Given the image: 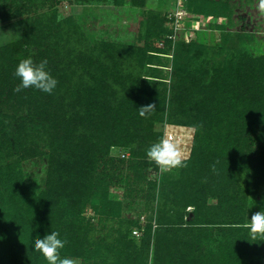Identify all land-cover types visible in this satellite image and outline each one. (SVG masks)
Wrapping results in <instances>:
<instances>
[{
    "label": "rangeland",
    "instance_id": "rangeland-1",
    "mask_svg": "<svg viewBox=\"0 0 264 264\" xmlns=\"http://www.w3.org/2000/svg\"><path fill=\"white\" fill-rule=\"evenodd\" d=\"M188 1L189 11L184 0H138L136 4L131 0H0V214L8 215L5 221L0 220V264H20L18 250L28 249L26 245H33L38 236L54 231L67 241L60 257L73 259L75 264H170L171 255L176 264H224L228 256L240 259L239 264H264V237L252 239L248 228L251 215L264 209V71H229L241 65L264 69V61L257 60L264 58V12L259 10L260 0ZM167 13H177L183 20L173 33L174 48L169 55L150 53L151 58L146 55L135 69L141 79L158 84V89L145 97L130 91L133 97L125 99L116 86L103 93L104 76L87 65L79 69L76 65L69 74L62 72L95 48L110 50L115 58L123 59L129 58L131 48L147 49L142 39L146 29L158 24L173 30L163 22ZM150 42L154 47V39ZM28 57L37 63L47 59V70L53 66L63 73L62 79L54 78L64 87L57 86L51 94L35 88L15 92L20 83L14 76L15 68ZM189 71L201 79L199 86L193 87L191 79H184ZM248 75L251 79L254 76L255 84L247 81ZM235 78L243 79L237 91ZM141 85L138 93L143 92ZM93 90L95 99L104 103L99 111L108 123L121 110L110 123L121 140L103 148L117 167H127L124 174L131 178L129 170L142 160L136 156L142 152L148 164L145 183L141 180L145 194L130 192L131 188L140 189L132 183V187L122 182L101 183L104 198L101 191L88 194L81 189L77 199L72 197L75 209H68L62 193H56L73 179L65 168L73 156L66 151L79 145L81 134L76 126L68 128L66 122L79 113L84 120L83 115L86 119L96 115L95 108L83 114L84 106L94 105ZM235 91L238 98L233 97ZM237 101L245 103V113L236 108ZM153 104L154 112L144 117L139 114L141 107ZM170 120L191 125L166 127L179 136L188 158L193 126L198 128V145L208 147V158L199 167L187 161L186 168L162 174L148 159L147 149L157 142ZM225 128L236 132V137L242 134L244 144L240 147L249 166L242 177L231 170L226 179L220 176L223 164L239 156V147L225 141ZM133 134L136 142L130 147L127 137ZM77 153L80 156V150ZM95 153L89 158L96 157ZM103 163L99 160L92 175L99 185L95 178ZM179 179L189 192H200L195 199L198 221L190 224L186 217L194 206L185 209L181 221L182 212H175L178 223L161 227L178 230L181 238L164 257L156 256L154 239L164 232L159 230L160 193L164 184ZM223 183L244 198L243 215L236 219L222 216L230 209L218 197ZM205 211L215 213L210 221L202 216ZM147 227H151L149 251L140 250ZM13 228L17 231L11 232ZM181 229L194 231L186 236ZM133 230L140 235L134 236ZM10 233H15V238ZM247 242L246 250L241 244ZM31 251L29 264H35L34 260L47 264L40 253Z\"/></svg>",
    "mask_w": 264,
    "mask_h": 264
},
{
    "label": "trees",
    "instance_id": "trees-1",
    "mask_svg": "<svg viewBox=\"0 0 264 264\" xmlns=\"http://www.w3.org/2000/svg\"><path fill=\"white\" fill-rule=\"evenodd\" d=\"M185 1V7L187 11L190 9V3L188 0ZM132 3L136 4L138 0H131ZM170 12V11H169ZM168 14L166 15L164 19V23H168ZM214 24V23H213ZM155 25L151 29H146L145 34L142 36L143 39V46L147 49H141V47H136L131 48L130 50L127 51V54H129V58L123 57L120 58H115L113 55V52L110 50L106 49H100V48H95L93 50H90L86 53L85 57H83V60L81 59L78 61L76 64L70 63L68 67L62 68V72H65V74H69V71L72 70L74 66L77 65V68H82L87 66H90L92 68L98 69V74H102L104 78L101 79L105 83V88L103 89V93L106 89H111L114 88L115 86L122 91V96L123 98H128L133 97L130 91H135V94L142 97H145L149 92H153L154 90L158 89V84L153 83V82H147V80L141 79V77H138L135 73V69H138L142 65V62H144L143 59H145L146 55L151 54H159L163 56L169 55V52L174 48L173 47V30H167L166 27H163L162 25ZM164 28V29H163ZM154 39V47L151 45L150 40ZM163 42V47H158L156 46L157 43ZM156 43V44H155ZM20 47V43H19ZM101 50V51H100ZM155 52V53H154ZM156 56V55H152ZM257 60H262L264 61V58H257ZM246 61V60H245ZM249 62V61H248ZM252 62H256L253 60ZM260 62V61H259ZM245 64V62H243ZM249 65V63H248ZM53 66L50 67L48 71H51L53 77L55 78H63V73L61 72H56L55 70L52 69ZM235 73H243V72H250L254 73L258 71L259 73H262L264 69L258 65V67L254 66H245L241 65L238 67L236 70H229ZM225 72V71H223ZM192 72H188L184 76V79L188 78L191 79L190 81L191 85L193 87H196L197 85L199 86V82L201 79L199 77H195L194 75L191 74ZM264 73V72H263ZM248 79L247 81H253L255 84L254 76L252 75V79L250 75L246 76ZM187 79V80H188ZM236 79V91L242 82V78H235ZM143 80V81H141ZM241 81V82H240ZM142 82V87L143 92L138 93V85ZM157 82V81H155ZM61 84H57L59 86ZM61 87H64L61 85ZM100 90L101 87L99 85ZM78 89V87H77ZM153 90V91H152ZM209 90V89H208ZM57 91L60 92V89L57 88ZM235 91V94L233 97L238 98V95ZM2 92V91H1ZM4 93V92H2ZM95 91L93 90V103L92 108L90 107H85L83 108V114L86 112H90L93 108H95L96 115L94 114V117H90L86 119V116H84V119H80L81 115L80 113L75 115H72L69 117L67 120V127L69 128L70 125L76 126L79 129L80 138H79V145H74L73 149L70 151L69 148H67V153L70 156H73L71 160H68L65 164V168L68 170L66 173L70 174V176L73 178L72 180L68 181L66 186H62L59 190L58 193H62L63 197L66 200L63 202L65 206L69 208L75 209V203L72 202L73 198L77 199L79 197V191L83 189V193H96L101 191L102 192V197H105V189L104 187L101 186V183H112L115 184L116 182H122L126 186L132 187L130 183L135 184L137 186H140V189H135L131 188L130 192H141L142 194H145L143 189H144V179L146 178V169H147V163L143 160L144 155H142V152H139L136 156L142 160L139 161V163L134 164V166H131L130 172L132 174V178L128 174H124V170L127 167H123L121 169L120 167H117L118 164L115 163L114 160H112L111 157L108 156V150H104V144L108 143V147L113 144L114 142L121 140L118 131L110 124L113 119L116 117H119V114L121 110H119L114 118H112L109 123L105 120L102 112H100V106L104 105L103 102L98 101L95 99ZM72 97L75 98L76 104L79 105L80 102L78 101V98L76 97V94H72ZM253 102V101H252ZM255 103V102H253ZM250 103L249 106L254 107V104ZM236 108L243 114L245 113V103L242 101H237ZM240 108V109H239ZM236 113V116H240V112ZM15 114V113H14ZM241 114V115H242ZM171 124L169 125H178V126H183V127H190L191 125H188L187 123L183 121H171ZM177 123V124H175ZM168 124V123H167ZM163 130V128H162ZM225 130L228 132V135L226 136L225 141H228V146H235L239 147L238 148V158L234 156L231 160L225 162L221 168V175L220 176H225V179L227 178L228 172L233 171L232 173L235 174L237 177H242V175L246 174V171L249 169V166L247 165L248 161L245 156V153H243L241 145H243L242 141V134L241 137L237 136L236 137V132H232L231 129L225 128ZM242 131L241 129H239ZM124 131V130H123ZM135 131V130H134ZM225 136V133H223ZM162 137V133L159 134V138L157 141ZM197 131H195L194 136H193V143H192V148L190 152V156L187 159L188 163H194L195 167L200 166V164L203 162V160L208 158V153H206V150L208 152V147L206 145H198L197 143ZM128 142L127 144H130V147L133 146V142H136L134 140V134L130 135L127 137ZM221 138V136L219 137ZM142 145V150H143V144ZM200 146V147H199ZM215 148H217L215 146ZM80 150V156H78L77 151ZM99 151L97 154L100 156L97 157L96 153ZM91 155L89 158L90 154ZM120 155V154H119ZM95 158H98L97 160ZM120 159V158H119ZM87 163H86V161ZM99 160L101 162H104L102 167L103 170L101 171L100 175L95 178L96 182L99 181L100 185L97 183H94L92 175H94L97 171L98 168H96V164H98ZM247 165V166H246ZM127 171V170H126ZM183 174V171H181ZM140 180V183L138 181ZM143 180V182H141ZM233 180V179H232ZM164 190L163 192L160 193V205L162 207L160 208L161 210V216H160V232L164 231L163 233L156 234V237L154 239V252L156 256H162L164 257L170 250V246L176 244V241L181 238V236H177V231L176 229H171V228H162L161 226H174L178 223V221H175V212H182L183 216H180V221L183 219V217L186 215L184 214L185 209L188 206H194L195 210L189 215V217L186 215L187 218H189L188 223L190 224H197V215L199 214V208H198V203H195L196 197H198V194L200 192L196 191L195 192H189L187 190V186H184L181 183V179L178 181H172L164 184ZM65 188V190H64ZM139 190V191H138ZM198 193V194H196ZM81 195V194H80ZM218 197L220 198V201L225 202L230 206V209H226L223 211L222 216L227 215L228 217L230 216V219H236L237 217L243 215V202L241 199L244 198H239L238 195L235 193H232V190L230 187H228L225 183L221 184V187L219 189ZM240 199V200H239ZM69 200V201H68ZM192 200V201H190ZM76 203L78 200H74ZM223 208V207H221ZM217 208H213L212 210H216ZM215 213L214 212H207L205 211L202 216L206 217L207 221L211 220V216H213ZM37 216V215H36ZM8 215H1L0 214V220L5 221L7 219ZM177 222V223H176ZM150 228L147 227V232L143 235L141 239V247L140 250H145L149 251L150 250ZM192 228V227H191ZM163 229V230H161ZM17 231L16 228H13L11 232ZM134 231V230H133ZM181 231L185 232L184 235L188 236V232L194 231V229H181ZM13 235L15 238L16 234L15 233H10ZM133 238V237H132ZM131 238V239H132ZM130 239V240H131ZM132 241V240H131ZM129 241V244L132 243ZM183 241V240H182ZM243 246V249H248L249 248V243H244L241 244ZM28 249H21L18 250L19 254L18 256H21L22 259L20 260V264H29L31 262V257L32 255V248L33 245H26ZM1 250V249H0ZM1 253V252H0ZM34 260V259H33ZM240 259H232L231 257H227L224 261V264H239ZM35 264L37 261H33ZM170 264H176L177 260L176 257L170 256Z\"/></svg>",
    "mask_w": 264,
    "mask_h": 264
},
{
    "label": "clouds",
    "instance_id": "clouds-1",
    "mask_svg": "<svg viewBox=\"0 0 264 264\" xmlns=\"http://www.w3.org/2000/svg\"><path fill=\"white\" fill-rule=\"evenodd\" d=\"M259 10L264 12V0H260ZM47 63V59L37 63L31 57L20 60L14 71V76L20 83L14 91L20 92L28 88H35L51 94L57 87L58 81L47 70ZM155 110L156 106L154 104L148 105L141 107L139 114L144 117ZM197 130L198 128L193 126V131ZM146 155L150 161L157 165L162 174L188 166V157L185 155L182 142L175 137L162 136L147 149ZM211 168L213 172L216 171L215 164L211 165ZM248 228L252 239H256L257 236L264 237V209L251 215ZM66 243L67 241L60 238V234L54 231L44 235L43 238L38 236L33 242V250L40 253L47 264H75L73 259L60 257V251Z\"/></svg>",
    "mask_w": 264,
    "mask_h": 264
},
{
    "label": "built area",
    "instance_id": "built-area-1",
    "mask_svg": "<svg viewBox=\"0 0 264 264\" xmlns=\"http://www.w3.org/2000/svg\"><path fill=\"white\" fill-rule=\"evenodd\" d=\"M168 19H169V22L168 23L172 26L173 31L175 33V31L178 30V27L182 23L183 16H179V15H177V13H174V14H170L169 13L168 14ZM157 46L158 47H163V42L157 43ZM169 126H172L173 127V125H166V126H164V128L162 130V136L167 135V136H170V137H175L176 139L179 140V136L178 135L174 134L173 132H168L167 131L166 127H169ZM174 127H179V126H174ZM122 156H124V155H122ZM132 233H133L134 236H139L140 235V233H139L138 230H134V231H132Z\"/></svg>",
    "mask_w": 264,
    "mask_h": 264
}]
</instances>
